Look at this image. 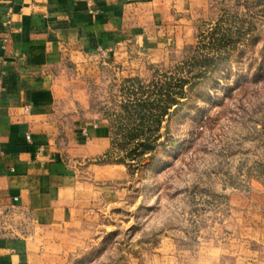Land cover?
<instances>
[{
	"label": "rangeland",
	"instance_id": "rangeland-1",
	"mask_svg": "<svg viewBox=\"0 0 264 264\" xmlns=\"http://www.w3.org/2000/svg\"><path fill=\"white\" fill-rule=\"evenodd\" d=\"M167 37L89 80L117 166L65 264H264V0H209Z\"/></svg>",
	"mask_w": 264,
	"mask_h": 264
},
{
	"label": "crops",
	"instance_id": "crops-1",
	"mask_svg": "<svg viewBox=\"0 0 264 264\" xmlns=\"http://www.w3.org/2000/svg\"><path fill=\"white\" fill-rule=\"evenodd\" d=\"M208 1L0 0V264L67 262L117 166L100 162L110 122L89 80L102 58L155 51Z\"/></svg>",
	"mask_w": 264,
	"mask_h": 264
},
{
	"label": "built area",
	"instance_id": "built-area-1",
	"mask_svg": "<svg viewBox=\"0 0 264 264\" xmlns=\"http://www.w3.org/2000/svg\"><path fill=\"white\" fill-rule=\"evenodd\" d=\"M26 138H27L28 141H31V139H32L31 134L28 133V134L26 135ZM15 199L17 200V198H15Z\"/></svg>",
	"mask_w": 264,
	"mask_h": 264
}]
</instances>
